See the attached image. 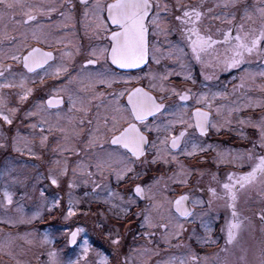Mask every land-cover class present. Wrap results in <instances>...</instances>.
Wrapping results in <instances>:
<instances>
[{
  "label": "snow or ice",
  "instance_id": "6c2138e0",
  "mask_svg": "<svg viewBox=\"0 0 264 264\" xmlns=\"http://www.w3.org/2000/svg\"><path fill=\"white\" fill-rule=\"evenodd\" d=\"M205 3L206 0H199L198 3H185L184 0H173L171 3L167 0H79L81 17L78 23L84 35L91 41L93 38L101 39L104 34L107 40L104 45H85L80 41L74 44L67 41V33L65 36H57L52 31L53 27L57 30L61 27L71 28L72 35H76L77 21L68 11L64 0H47L43 3L31 0H0V122L2 125H13L16 120L21 119V113L23 119L35 118L36 122L27 126L34 130V133L38 131V137L33 135L30 139L28 136H21L18 131L11 137V150L21 155L27 150L28 155L39 159L38 154L33 151V142L38 138L39 146L46 148L49 137L45 133L50 134L54 129L61 133L52 148L57 157L64 156L65 153L79 156L81 150L90 154L94 163L84 165L82 161H77L72 168L73 179L69 180L68 187L71 189L76 186L74 177L78 172L84 174L85 170L89 169L87 176L90 179L99 175L101 182L91 179L92 192L96 194L97 200L102 199L109 205L110 212L119 209L117 220H122L129 214L130 207H125V204L131 206L136 204V200L131 195L125 200L109 183L103 181L114 178L117 185L124 181L133 182L141 179L144 174L137 171L138 163L162 162L167 165L171 161L176 163L177 170L167 179L172 183L187 186L194 172L203 177L205 170L185 166L178 160L177 152L189 158L199 156L200 164L206 163L203 154L215 153L211 163L216 165L217 169L223 164L238 171L227 172L223 180L217 173L210 174L216 187L209 186L207 189V211H194L198 207L203 208L205 202L199 199L192 200L190 209L186 203L190 199L187 193L174 200L168 199L167 196L157 199L156 189L163 177L155 178L151 183H136L132 187L131 192L135 197L149 201L136 213L137 218L142 216L141 227L162 229L161 240L166 248L180 247L181 245H172L171 242L181 237L184 223L190 220L194 223L195 219L208 215L214 205L224 207L228 212L225 224L220 229L223 233V244L211 237V228L203 221L201 226L205 236L197 237L201 244L215 245L218 251L211 255L199 256L190 247L185 246L187 251L184 254L169 256L167 259L156 261V264H264V0H215L211 7H205ZM216 9L223 11L217 12ZM57 12L63 19L54 26L46 28L37 23L38 16L50 18ZM168 17L178 22V30L186 42L191 58L201 65V75L206 80H211L219 72L236 70L240 73L234 78L238 79L239 83L234 84L233 92L245 90L246 104L238 105L233 101L230 105H215L217 98L227 99V92L197 94L191 90L179 91L170 88L163 83L173 74L167 70L160 74L148 72L144 77L125 75L117 71L141 68L148 62L149 33L160 36L172 31L168 27ZM205 18L219 21L227 27H217L213 33L210 26L203 24ZM29 41L48 48L61 44L64 47L57 57L52 51L32 46ZM151 49L152 62L159 64L160 57L156 53L160 49L156 44H152ZM188 54L184 47L176 45L169 50L168 58H174L182 69V72L175 73L176 75H183L185 80L195 83L188 64L185 63ZM76 57H81L78 64ZM252 57L260 61L258 70L245 67ZM6 61L21 65L25 71H14L13 65ZM206 67L213 70L211 75H205L203 69ZM144 78L149 81L148 89L143 86H128L133 82L138 84ZM46 79L57 82L50 86L55 95H48L47 99L35 96L37 81L43 90ZM118 84H124L125 87L112 92L105 91L114 89ZM153 92H159V97L153 95ZM249 92H258L260 95L249 96ZM60 93L67 95L68 113H80L79 117L62 115L59 109L65 101ZM165 94L168 97L175 95L179 101H188L191 96L199 107H195L189 115L187 107L182 104H165ZM124 96L127 97L126 105L120 103V98ZM26 103L28 106L22 108ZM93 107L95 112L92 111ZM53 108L58 109L54 114L50 111ZM241 110H259L260 115L242 117L234 121L233 114ZM53 115L55 122L52 120ZM149 118H152L151 123ZM161 118L166 119L157 123ZM62 120H67V124H62ZM233 123L241 127L234 129ZM177 124L186 125L178 135L173 131ZM187 128H193L199 137H207L210 131L217 134L225 131L236 132L244 140L249 139L244 129L250 128L254 130V138L245 149H225L216 144L199 142L195 135H188ZM153 131L165 132L167 135L163 138L157 135L156 139L151 141L155 155L148 161L146 153L149 139L146 133ZM0 140L4 141L0 142V148L9 147L7 137H0ZM79 145H83V148ZM105 145L109 147L106 148ZM52 163L56 171L54 173L50 168L47 179L53 186H59L57 177L68 175V160L57 158ZM93 167L95 171L90 170ZM9 176L8 167L0 170V179H3L5 184L0 191V207L5 211L14 203L15 193L10 191L9 187L18 183L15 177L8 180ZM88 182L84 181L85 185ZM164 187L168 188L167 182ZM97 189L105 195L101 197ZM24 195L21 193L22 198ZM88 195L89 193H85V196ZM40 196L45 197V193L41 191ZM117 200L120 203H116ZM78 203L79 201L69 194L65 219L76 215ZM57 208L61 210V214L65 212L60 199H44L37 211L25 217L23 208L17 203L14 211L19 214V219L8 217L0 220V223H6L10 227L16 224H31L33 220L42 217L43 210L51 213ZM245 211L252 212V215H246ZM99 215L103 217L104 213ZM156 217H159L161 222H156ZM164 220L167 222H163ZM257 224L259 237L256 235ZM95 227L103 228V225L96 223ZM82 232H85L82 227L72 231L68 244H76L77 236ZM155 235V232L144 233L149 244L153 242L151 237ZM33 236V232L23 235L5 234L0 239V260L8 258L15 264H25L20 259L22 252L18 251L21 245L16 241L32 245ZM104 236L113 246L111 257L94 249L89 240L84 239L75 259L59 261L57 252L51 250L47 253L45 264H150L154 255H160L159 250L153 251L145 246L124 254L121 251L119 228L115 229V234L109 229ZM40 243L50 245L52 240L48 234L41 233ZM93 252L95 259L90 258ZM133 253L139 257L138 260H132Z\"/></svg>",
  "mask_w": 264,
  "mask_h": 264
},
{
  "label": "flooded vegetation",
  "instance_id": "af4514ba",
  "mask_svg": "<svg viewBox=\"0 0 264 264\" xmlns=\"http://www.w3.org/2000/svg\"><path fill=\"white\" fill-rule=\"evenodd\" d=\"M31 2H36V3H43L47 2V0H31ZM64 2L67 4L68 11L72 15L73 19L77 21L76 25V35H72L73 29L68 28L64 29L61 27L60 29H56L55 27L52 28V31L54 32L55 35L57 36H65V33L67 35L65 36V39L67 41L72 42L73 44L76 43L77 41L83 42L85 45L92 43L96 45H104L107 43V40L105 39L104 34L101 35V39L97 40L93 38L91 41H89V38L86 37L83 33V30L80 29L79 26V19L81 17V8L79 5V0H64ZM167 2H173V0H167ZM185 3H198L199 0H184ZM215 2V0H206L205 7H211L212 4ZM217 12L223 11L222 9H216ZM106 15V13H105ZM63 18L60 17L59 13H53L52 16L46 17V16H38L37 17V23L44 25L46 28L48 26H54L58 21L62 20ZM168 27L172 29L167 35H160V36H153L151 32L149 33L148 36V41H149V57H148V62L144 65L141 66V68L137 69H117L118 72L125 74V75H131V76H141L144 77L145 73L148 72H153V73H165V71L172 72L173 74L168 77L165 83L168 87L170 88H175L179 91H185V90H191L192 93L196 92H202L205 89L206 86H214L216 89H222L223 92H227L228 90L230 91L228 99H222V98H217L216 101L214 102L215 105L221 103V101H228V105H230L233 101H236V104L238 105H243L246 104L247 101L244 99V91L242 90L240 96L238 97L237 91L233 92V86L234 84L238 83V79H234L235 77H238L240 73L236 70H233L232 72H219L217 76H214L211 80H206L203 75H201V65L196 63L195 60L191 58V53L187 49L186 42L182 39L181 34L178 30L179 25L178 22L175 21L172 17H168ZM203 24L206 26H210L212 28L213 33L215 32V28L220 27V28H226L227 25H222L220 24L219 21L215 20H209L207 18L204 19ZM2 27V25H0ZM29 43L34 46V47H41L45 51H52L54 55L59 57L60 50L64 47L63 44L54 46L53 48H48L45 45H37L33 41H29ZM152 44H156V46L160 49L159 52L156 53L160 57V63L156 64L152 62V49L151 46ZM179 45L181 47H184L185 51L188 52V57L189 59L185 60V63L191 66L189 70L191 71V75L193 79L195 80V83L192 82V80H185L183 78V75H176L175 73H180L182 72V69L180 68L179 63L174 59V58H168V53L169 50L173 47ZM81 57H76V62L77 64L80 62ZM58 62V61H57ZM6 63H11L13 65V70L16 72H24L25 70L21 65H17L15 62L12 61H6ZM260 65V61L257 60L256 57H252L250 59V63L246 64L245 67H250L252 70H258ZM142 69V70H141ZM39 71V70H38ZM205 75H211L212 74V69L211 68H204L203 69ZM57 82L53 81L51 79H46L43 90H41V86L39 85V82L37 81V85L35 86V91L34 95L35 96H40L43 97L44 99H47L48 95H55L52 93L50 86L55 85ZM159 83V81H157ZM148 84L149 81L147 78L141 79L139 83L137 84L136 82H133L131 85H128L129 87L132 86H143L146 89H148ZM125 87L124 84H118L114 86V89H105L107 92H112L113 90H118L120 88ZM153 95L159 97L160 93L159 92H153ZM59 95L63 96V99L65 103L60 106L59 111H61L62 115H72L75 117H79L81 114L80 113H68V104H67V95L60 93ZM166 99L164 101L165 104L167 105H173V104H182L188 109V114H191V111L194 110L195 107H199V105H196L195 100L193 98H189L188 101H179L178 97L173 95L171 97H168L167 94ZM249 96H258L260 93L258 92H249ZM31 102V98L29 103ZM13 103L15 101L13 100ZM95 103V102H94ZM120 103L123 105L127 104V97H121L120 98ZM226 105V104H225ZM28 104L26 103L25 105L22 106V108L27 107ZM53 114L58 111V109L53 108L50 110ZM93 112H95V108L93 107L92 109ZM22 117V113L20 114ZM260 115L259 110L256 112H252L251 110H241L239 113H234L232 119L235 121L239 118L242 117H247V116H253L257 117ZM91 118V117H89ZM215 112H213V119H215ZM151 119L149 118V123H151ZM164 119L166 118H161L160 120L157 121V123H161ZM53 122H55V115L52 117ZM17 121V120H16ZM15 121V122H16ZM14 122V123H15ZM23 122L25 125H29L31 123L36 122L35 118L33 119H23ZM62 124H67V120H62ZM0 125L2 129L8 127H12V129L15 128L14 124L13 125H2V122H0ZM28 127V126H27ZM186 127V125L181 126L179 124L176 125V127L173 129L175 134H179V132L182 130V128ZM232 127L234 129H239L241 126L239 124L233 123ZM34 131V130H33ZM244 131L247 133L249 139L244 140L242 139L239 135L236 134V132H225L221 131L220 134H217L215 131H210L209 135L207 137H199L198 133H195V130L193 128H187V132L189 136L195 135L198 139L199 142L203 144H216L219 145L221 148H233V149H245L250 146V141L251 139L254 138L253 136V129L246 128ZM15 130L13 131V133ZM26 132V131H24ZM38 134L39 132L36 131ZM37 134V135H38ZM48 135V146L54 147L56 144V141L59 139L60 132L56 131L55 129L52 131V133H45ZM149 139V145H148V150H147V159L148 161H151L152 157L155 155V150L151 147V141L155 140L157 135H159L161 138H163L167 133L165 132H160L157 133L155 131L146 133ZM38 137V136H36ZM36 141V139L34 140ZM47 146V147H48ZM83 145H79L81 148ZM105 147H109L108 145H105ZM183 147V146H182ZM190 147V146H189ZM53 155V154H52ZM51 155V156H52ZM215 155V153H205L203 154L204 159L206 160V163L200 164L198 163L200 157H186L184 155H181L179 152H177V157L178 160L181 161L185 166H191V167H196L200 168L202 170H205V175L203 177L198 176L195 172L193 173L192 177L190 178L187 186H182L178 184H171L168 186L166 190V196L170 200L176 199L178 196L187 193L190 197L189 201L187 202L188 207L191 209L192 208V200H203L205 203L203 205V208H196L194 211L196 212H202V211H207V200H208V195H207V189L209 186L216 187V184L212 181L211 179V173H217L218 177L223 180L226 173L229 171H238V169H233L231 166H225V165H220L219 169H217L216 165L211 163L212 157ZM88 160L90 164L94 163V161L90 158V154H87ZM50 159V155L47 156V161ZM170 160V158H169ZM46 165V164H45ZM176 163L171 162L167 165L163 164L162 162H158L157 164H137V171H141L144 174L142 175L141 179L133 181V182H128L124 181L120 185H117L116 181L114 178L111 180L103 181V183H109L111 188L120 193L122 196H124L125 199L128 198L129 195L133 196V198L136 200V204H133L130 207V212L129 214L124 217L122 220H115L113 222V216H117L119 213V209L116 212L112 211V214L109 211V205L105 204L103 200H97L95 198V195L92 192L93 189V184L91 183V179L96 180L98 183L101 182V177L99 175L92 177L91 179H88V183L85 187V190L83 191L85 193H89L88 196L84 197V204L86 207V214H87V219L90 221L89 223V229H90V242L92 246H97L101 249V251H105L108 255V250H105V246H108L110 242L105 239V232L108 231L109 229L113 230V234H115V229L119 228V235L121 237V244H126L128 245L126 253H124V247L121 249V251L124 254H128L131 251V248L133 249L135 245L142 241L145 243H148V239L145 238L144 236V230L145 228L141 227V222H142V216L140 218H137L136 213L141 211L148 203L149 201L147 199L141 200L138 197H135L134 193L131 192L132 187L136 183L140 184H145V183H151L153 179L159 178V177H165L167 174L171 173L174 168H175ZM89 170V169H88ZM87 170V171H88ZM93 171V168L90 169ZM2 180L0 179V191L3 190L4 186L1 184ZM97 193H100V196H104L105 194L100 191V189H97ZM2 199V197H0ZM116 203H119V201H116ZM243 208V205H241ZM103 212L104 216H100L99 213ZM246 215H252V212L245 211ZM122 215V214H120ZM228 215L227 209L224 207H218L216 205L213 206L212 211L205 216H202L200 218L195 219V222H185L184 223V232L182 233L181 237L179 239H174L172 240V245L176 244H185L188 245L192 251L197 253L199 256H205V255H211L212 253L218 251L217 247L215 245L211 244H201V242L197 239V237H203L205 236V231L204 228L201 226V222L203 221L204 224H206L208 227L211 228V237L213 239L219 240L220 244H223V239L221 238L223 233H221L220 229L221 227L225 224V217ZM214 217V218H213ZM8 218V210L5 211L3 207H0V220H4ZM165 223L167 222L166 220L164 221ZM100 223L103 225V228H96L95 224ZM53 224V222H49L48 225ZM27 224H22L21 226H13L10 227L6 223H0V239L3 238L5 234H8L9 232H22L27 230L28 228ZM126 228L127 230H131V232L124 236V234L121 232V228ZM76 227L74 226L71 229H75ZM257 232L256 235L259 237V225H256ZM18 229V231H16ZM159 230L162 232V229L159 228ZM150 232H155L156 235L152 236V243L151 245H159L160 248H163L165 244L159 243V236L158 232L156 231V228L150 229ZM193 232H195V235H193ZM191 237V238H190ZM68 242V241H67ZM57 247L59 248L60 241L54 242ZM68 245V243H67ZM75 245V244H74ZM73 245V246H74ZM72 246V247H73ZM69 247V246H68ZM69 247V248H72ZM169 252L173 250V247L167 246L166 248ZM114 259V258H113ZM0 264H8V258H4L3 260H0Z\"/></svg>",
  "mask_w": 264,
  "mask_h": 264
},
{
  "label": "rangeland",
  "instance_id": "374dc122",
  "mask_svg": "<svg viewBox=\"0 0 264 264\" xmlns=\"http://www.w3.org/2000/svg\"><path fill=\"white\" fill-rule=\"evenodd\" d=\"M189 59L187 57L185 60ZM191 63H189L188 67ZM239 83V80H238ZM237 83V84H238ZM216 91H222V89H216L214 86H206L205 89L202 92H196L199 93H207V92H216ZM223 92V91H222ZM242 92L241 90H237L238 97L240 96ZM227 93H230L228 90ZM229 96V95H228ZM228 99V97H227ZM226 104L228 105V101H221V103L217 104ZM15 128L12 129V127H6L2 129L0 125V137H7V143L9 144L8 148H0V170H3L5 167H8L10 170V176L7 177L8 180H11L13 177H15L18 181L16 184H12L9 187V190L14 192V203L10 208L8 209V217H11L12 219H19V214L14 211V209L17 206V203L23 208L25 217L31 216V214L39 209V205L41 204L42 200L47 199L51 201L54 198H58L61 200L62 207L65 209V212L61 214V210L59 208L55 209L53 212L49 213L46 209L42 211V217L36 220H33L31 224H27L28 226H31L29 229L22 231V232H9L12 235L20 234L23 235L26 232H33L34 236L31 237L33 239L34 243L32 245L24 244L23 241L17 240L16 243L21 245V249H18V251L22 252V255L20 256V259L25 262V264H45V262L48 259L47 253L51 250H55L57 252V259L59 261L65 262L68 259H75L76 256L80 252V245L83 243L84 239H88L90 242V229H89V223L90 221L87 219L86 211L83 213L81 210L82 201L84 202V190H85V183L84 181H88L89 177L87 176V170H85L84 174H80L79 172L75 175L74 180L76 186L69 189L68 182L70 179H73V173L72 168L76 165L77 161H82L84 165L90 164L87 154L83 150H81L80 155H74L70 153H65L64 156L57 157L56 154L52 151V146H48L46 148H41L39 146V139L37 138L36 141L33 142V151L38 154L40 157L39 159L33 158L32 156L28 155L27 150H25V154L21 155L19 152H13L11 150V137L17 133V131L20 133L21 136H28L30 139L33 135L39 136L37 132L34 133V131L27 127L25 123L23 122V116L21 119H18L14 123ZM15 132L13 133V131ZM26 131V132H24ZM38 134V135H37ZM61 137V133L59 138ZM0 142H4L3 140H0ZM23 147V145H20ZM83 146H81V149ZM53 154V155H52ZM50 155V159L47 161V156ZM52 155V156H51ZM61 159L64 160L67 158L68 160V175L67 176H58L59 180V186H53L50 181L47 179L49 174V169H53V172L55 173L56 168L53 165L52 161L54 159ZM46 164V165H45ZM177 170V165H175L174 170L167 174L164 179L161 180L160 185L157 187V199H163L164 196H166V190L164 187L165 182H167L168 186L172 183L167 178L173 174L174 171ZM93 171H95V168L93 167ZM2 180V185L5 186L4 180ZM179 185V184H178ZM43 191L45 193V197L40 196V192ZM21 193H24L25 195L21 196ZM69 194H71L72 198L74 200H78L79 203L76 205V215L69 217L68 219H65L64 216L66 215V208H67V201L69 199ZM102 197V196H101ZM102 200V199H100ZM99 200V201H100ZM127 200V199H125ZM119 201V200H117ZM120 203V201H119ZM129 205L125 204V207ZM118 209H113V212H116ZM112 211L110 212L112 214ZM55 213L54 215H52ZM51 214L53 224L46 225V227L42 230H38L39 223H42V219H44V215ZM155 215V213L153 214ZM113 222L117 219L116 216H113ZM48 217L46 218V222H50ZM165 221V220H164ZM163 221V222H164ZM156 222H161L159 220V217H156ZM22 224H16V226H21ZM36 225V227H33ZM9 226V225H8ZM82 227L85 229V232H82L77 237V243L72 247L69 248L67 245V237L69 233L72 231L71 228L73 227ZM13 227V226H11ZM125 228V227H124ZM18 231V229H16ZM123 232H129L126 229L122 230ZM156 231L158 232V238L159 243H162L161 240V231L159 228H156ZM131 232V231H130ZM129 232V233H130ZM150 232V229L145 228L144 232ZM46 233L49 235L50 239L52 240V243L50 245H42L40 243V234ZM128 233V234H129ZM60 241L59 248L54 242ZM122 247H124L123 244H121ZM181 245L180 247H173V250L169 252L165 247L157 249V246H153L149 243L145 242H138L134 248H138L141 246L148 247L152 249L153 251L159 250L160 255L159 256H153L150 264H156V261L161 259H167L169 256L176 255L180 256L184 254L187 251L188 245ZM94 249H98L101 251V249L97 246H92ZM133 248V249H134ZM108 250V256H112L113 254V246L109 244L108 246H105V250ZM166 249V250H165ZM127 248L124 247V253H126ZM132 251V248H131ZM130 251V252H131ZM104 254L107 255L105 251H101ZM90 258L95 259V253L93 252L90 255ZM132 260L136 261L139 259L135 253L132 254ZM8 264H15L13 260L8 259Z\"/></svg>",
  "mask_w": 264,
  "mask_h": 264
},
{
  "label": "trees",
  "instance_id": "16d2710c",
  "mask_svg": "<svg viewBox=\"0 0 264 264\" xmlns=\"http://www.w3.org/2000/svg\"><path fill=\"white\" fill-rule=\"evenodd\" d=\"M82 213L84 212V211H86V207H85V204H84V202L82 201V205H81V210H80ZM55 213H53L52 215H54ZM52 215L51 214H46V215H44V219H42L43 221H42V223H39V226H38V230H42V229H44L45 227H46V225H48V223L49 222H46V218L48 217V219H49V221L50 220H52L51 218H52ZM51 222V221H50ZM33 225V224H32ZM32 225L31 226H26L28 229L31 227L32 228ZM33 227H36V225H34ZM123 229H126V228H121L120 230H121V232L124 234V236L126 237V235H128V233L131 231V230H129L128 229V231L129 232H123L122 230ZM126 231H127V229H126ZM124 245V247L126 248L128 245H126V244H123Z\"/></svg>",
  "mask_w": 264,
  "mask_h": 264
},
{
  "label": "water",
  "instance_id": "95a60500",
  "mask_svg": "<svg viewBox=\"0 0 264 264\" xmlns=\"http://www.w3.org/2000/svg\"><path fill=\"white\" fill-rule=\"evenodd\" d=\"M186 203H187V202H186ZM187 206H188V204H187ZM75 229H76V228H75ZM75 229H72V231H74ZM72 231H71V232H72ZM71 232L69 233V235H68V237H67V241H68V239H69V236H70ZM77 237H78V236H77ZM67 243H68V242H67ZM68 246H69V247H72L73 245H69V244H68Z\"/></svg>",
  "mask_w": 264,
  "mask_h": 264
}]
</instances>
